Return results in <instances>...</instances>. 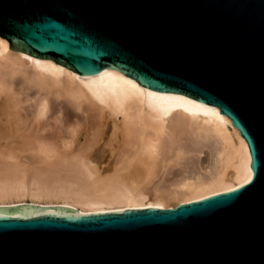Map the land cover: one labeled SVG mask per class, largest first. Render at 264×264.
Returning a JSON list of instances; mask_svg holds the SVG:
<instances>
[{
    "label": "water",
    "instance_id": "water-1",
    "mask_svg": "<svg viewBox=\"0 0 264 264\" xmlns=\"http://www.w3.org/2000/svg\"><path fill=\"white\" fill-rule=\"evenodd\" d=\"M0 36L79 78L112 72L219 109L252 170L166 208L0 206V264H264V0H0Z\"/></svg>",
    "mask_w": 264,
    "mask_h": 264
},
{
    "label": "bare ground",
    "instance_id": "bare-ground-1",
    "mask_svg": "<svg viewBox=\"0 0 264 264\" xmlns=\"http://www.w3.org/2000/svg\"><path fill=\"white\" fill-rule=\"evenodd\" d=\"M65 66L0 36V206L166 208L250 180L247 143L219 109Z\"/></svg>",
    "mask_w": 264,
    "mask_h": 264
},
{
    "label": "rangeland",
    "instance_id": "rangeland-1",
    "mask_svg": "<svg viewBox=\"0 0 264 264\" xmlns=\"http://www.w3.org/2000/svg\"><path fill=\"white\" fill-rule=\"evenodd\" d=\"M66 108H68V107H66ZM66 110H72V109H70V108H68V109H66ZM72 112H73V110H72ZM156 179H154V181H155ZM158 180H156L155 182H157Z\"/></svg>",
    "mask_w": 264,
    "mask_h": 264
}]
</instances>
